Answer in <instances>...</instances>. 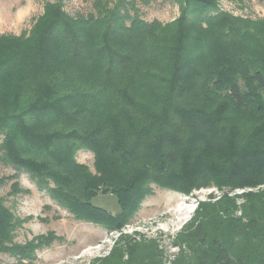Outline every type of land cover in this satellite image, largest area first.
<instances>
[{"label": "trees", "instance_id": "16d2710c", "mask_svg": "<svg viewBox=\"0 0 264 264\" xmlns=\"http://www.w3.org/2000/svg\"><path fill=\"white\" fill-rule=\"evenodd\" d=\"M163 1L180 10L164 26L132 0H93L75 16L54 0L29 36H0V163L14 171L0 184L26 174L76 221L108 232L134 220L152 186L249 190L240 205L226 194L199 203L169 264H264V20L216 0ZM106 194L115 215L92 203ZM18 225L0 198V255L23 264L54 238L19 246ZM166 262L155 242L121 234L89 264Z\"/></svg>", "mask_w": 264, "mask_h": 264}, {"label": "rangeland", "instance_id": "374dc122", "mask_svg": "<svg viewBox=\"0 0 264 264\" xmlns=\"http://www.w3.org/2000/svg\"><path fill=\"white\" fill-rule=\"evenodd\" d=\"M54 0H0V36H29L34 24L44 13V4ZM65 11L72 16L86 15L92 11L93 0H62ZM114 1V0H111ZM139 17L146 21H157L161 26L171 23L180 14L179 5L163 0H132ZM220 11L235 17L264 20V4L258 0L227 1L216 0ZM77 161L92 170L93 156L79 152ZM14 171L0 163V179L10 178ZM13 182L26 191L25 194L10 195ZM153 194L141 204L134 220L121 232H108L104 228L76 221L67 211L58 207L50 197L36 189L26 174L16 180L0 184V198L19 220L14 232V244L36 246L40 237L52 236L46 245L36 247L32 261L23 264H89L94 259L106 257L115 246L119 235H128L135 240L153 241L165 257V264L173 259L178 248L173 246L176 235L193 216L199 203L214 202L224 194L239 196L249 190L229 192L216 188L193 191L183 196L152 186ZM212 197V198H210ZM240 197V196H239ZM237 205L243 199L236 198ZM92 203L112 215L118 213L116 199L110 195H98ZM190 211H192L190 213ZM239 215V212L236 213ZM0 264H17L14 258L0 255Z\"/></svg>", "mask_w": 264, "mask_h": 264}, {"label": "bare ground", "instance_id": "6f19581e", "mask_svg": "<svg viewBox=\"0 0 264 264\" xmlns=\"http://www.w3.org/2000/svg\"><path fill=\"white\" fill-rule=\"evenodd\" d=\"M192 211H190V213H191Z\"/></svg>", "mask_w": 264, "mask_h": 264}]
</instances>
